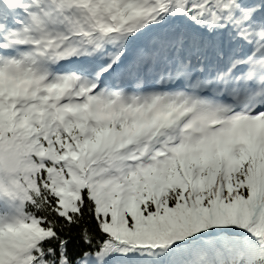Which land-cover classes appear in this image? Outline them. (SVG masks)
Wrapping results in <instances>:
<instances>
[{
	"label": "snow or ice",
	"instance_id": "6c2138e0",
	"mask_svg": "<svg viewBox=\"0 0 264 264\" xmlns=\"http://www.w3.org/2000/svg\"><path fill=\"white\" fill-rule=\"evenodd\" d=\"M0 264H264V0H0Z\"/></svg>",
	"mask_w": 264,
	"mask_h": 264
}]
</instances>
